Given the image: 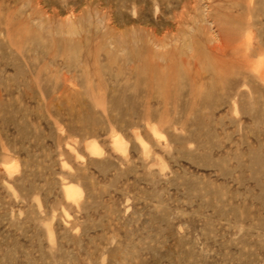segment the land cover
<instances>
[{
    "label": "rangeland",
    "instance_id": "1",
    "mask_svg": "<svg viewBox=\"0 0 264 264\" xmlns=\"http://www.w3.org/2000/svg\"><path fill=\"white\" fill-rule=\"evenodd\" d=\"M263 60L264 0H0V264H264Z\"/></svg>",
    "mask_w": 264,
    "mask_h": 264
},
{
    "label": "bare ground",
    "instance_id": "2",
    "mask_svg": "<svg viewBox=\"0 0 264 264\" xmlns=\"http://www.w3.org/2000/svg\"><path fill=\"white\" fill-rule=\"evenodd\" d=\"M260 75L264 78V60L257 68ZM115 146L116 148L123 151L125 148L124 140L121 136L115 137ZM88 148L91 150L92 153H96L98 150V145L95 142L88 143ZM16 167V166H15ZM64 190L66 192V196L69 200L78 201L82 197V190L81 188L73 183L67 184L64 186Z\"/></svg>",
    "mask_w": 264,
    "mask_h": 264
}]
</instances>
